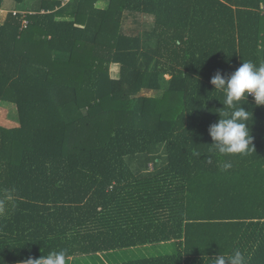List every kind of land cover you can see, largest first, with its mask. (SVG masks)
I'll return each instance as SVG.
<instances>
[{
	"label": "trees",
	"instance_id": "1",
	"mask_svg": "<svg viewBox=\"0 0 264 264\" xmlns=\"http://www.w3.org/2000/svg\"><path fill=\"white\" fill-rule=\"evenodd\" d=\"M69 1L0 25V105L20 123L0 125V264L165 242L176 251L116 264H212L237 249L264 264V105L240 101L247 155H219L208 132L230 111L211 78L264 64V0ZM137 13L153 26L127 31Z\"/></svg>",
	"mask_w": 264,
	"mask_h": 264
},
{
	"label": "clouds",
	"instance_id": "2",
	"mask_svg": "<svg viewBox=\"0 0 264 264\" xmlns=\"http://www.w3.org/2000/svg\"><path fill=\"white\" fill-rule=\"evenodd\" d=\"M210 83L223 94L224 98L219 99L223 108L230 110L218 111L220 119L208 128L213 151L221 156L247 155L254 147L248 127L249 111L240 101H247L248 96L252 95L257 106L264 105V64L257 66L251 61H243L228 77L217 71ZM195 155L199 156L200 153ZM231 167L230 162L223 165L225 171ZM210 260L212 264H247L245 255L239 249L227 256L218 254ZM24 264H68V253L66 250L51 251L47 256L29 258Z\"/></svg>",
	"mask_w": 264,
	"mask_h": 264
},
{
	"label": "rangeland",
	"instance_id": "3",
	"mask_svg": "<svg viewBox=\"0 0 264 264\" xmlns=\"http://www.w3.org/2000/svg\"><path fill=\"white\" fill-rule=\"evenodd\" d=\"M133 20L131 17L127 20V26L134 28V30H145L150 29L154 24V17L151 15H139ZM169 75H167V78ZM154 96L160 97L157 91H154ZM14 114L13 108L10 105L0 106V120L4 116H12ZM174 247V248H172ZM176 251L175 243H155L142 245L137 247H130L125 249L113 250L104 253L81 255L74 257L72 260L68 261V264H103V263H121L125 261H130L133 259H138L142 257H150L163 255L168 253H173Z\"/></svg>",
	"mask_w": 264,
	"mask_h": 264
},
{
	"label": "crops",
	"instance_id": "4",
	"mask_svg": "<svg viewBox=\"0 0 264 264\" xmlns=\"http://www.w3.org/2000/svg\"><path fill=\"white\" fill-rule=\"evenodd\" d=\"M29 1H30V4L27 5L25 8L23 7L24 4L19 5V6L18 5H16V6L14 5V7H10V6L4 5L0 9V25L5 23L9 12L12 11V10L14 12H22L25 15H27V13L28 14L36 13L37 9L39 8L40 0H29ZM69 2L70 1H68L66 3L64 2V4L62 3V7L66 6ZM96 6L99 7V8H102V9H107L109 7V2L106 1V0H100L96 4ZM41 12H44V11H41ZM137 14L142 15V13H137ZM143 15H146V14H143ZM129 17H131L132 20L134 19L133 15L132 16L130 15ZM127 20L124 22L125 29L127 31H129V32L134 31V28H130L129 26H127ZM114 65L118 66V68L115 70V72L113 70V66ZM109 76H110L111 79H115V80L119 79L121 77V64L120 63H116L115 62V63H111L110 64ZM156 93H159V96L162 95L161 92H156ZM142 94L143 95H147V96H154L155 92L151 91V90H144L142 92ZM2 105H4V104H2ZM13 111H14V114L11 117L10 116H8V117L4 116L0 120V125L1 126L5 127V128H15V127H19L20 126L17 109L14 108ZM150 167H151V169H153L154 166L150 165ZM166 243H170V242H166ZM172 248H174V247H172Z\"/></svg>",
	"mask_w": 264,
	"mask_h": 264
},
{
	"label": "built area",
	"instance_id": "5",
	"mask_svg": "<svg viewBox=\"0 0 264 264\" xmlns=\"http://www.w3.org/2000/svg\"><path fill=\"white\" fill-rule=\"evenodd\" d=\"M68 1H69V0H64V1H63V4H64V2L66 3V2H68ZM27 24H28V20H24V27H26Z\"/></svg>",
	"mask_w": 264,
	"mask_h": 264
}]
</instances>
